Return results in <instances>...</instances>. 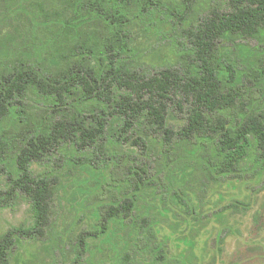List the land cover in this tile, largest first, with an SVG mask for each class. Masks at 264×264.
I'll return each mask as SVG.
<instances>
[{
	"label": "trees",
	"instance_id": "16d2710c",
	"mask_svg": "<svg viewBox=\"0 0 264 264\" xmlns=\"http://www.w3.org/2000/svg\"><path fill=\"white\" fill-rule=\"evenodd\" d=\"M195 1L190 49L180 54L178 67H139L126 60L99 78L78 64L71 76L50 78L27 61L3 66L0 206L25 200L36 212L32 228L0 235V264H11L17 239L48 238L61 169L67 174L76 168L111 169L95 198L108 203L103 218L127 222L133 221L134 207L129 194L150 185L140 156L157 152L169 167L181 144L218 138L230 158L223 172H241L248 162L264 174V0ZM95 6L111 24L144 25L156 15L153 0H98ZM244 43L259 55L251 63L238 54ZM181 119L179 128L171 125ZM129 142L145 155L127 151ZM34 166L48 172L38 174ZM137 248L163 257L151 230ZM134 260L130 254L125 258L128 264Z\"/></svg>",
	"mask_w": 264,
	"mask_h": 264
},
{
	"label": "rangeland",
	"instance_id": "374dc122",
	"mask_svg": "<svg viewBox=\"0 0 264 264\" xmlns=\"http://www.w3.org/2000/svg\"><path fill=\"white\" fill-rule=\"evenodd\" d=\"M97 1L0 0V71L16 60L36 64L50 78L71 76L78 64L99 78L126 60L160 69L180 65V54L190 49V8L198 1L153 0L155 19H146L144 25L109 23L97 10ZM253 48L244 43L238 54L251 63L259 56ZM260 85L264 91V79ZM183 123L181 119L171 125L179 128ZM135 144L124 148L145 155ZM218 144V138L183 143L169 167L157 152L140 156L150 185L129 194L132 222L102 217L108 203L95 197L111 169L76 168L70 174L61 169L48 238L17 239L11 264H128L129 254L133 264H264V174L248 162L241 172H223L230 158ZM34 170L48 172L41 166ZM4 184L1 178L0 187ZM35 212L25 200L0 206V235L12 228H32ZM148 230L163 257L138 250Z\"/></svg>",
	"mask_w": 264,
	"mask_h": 264
}]
</instances>
